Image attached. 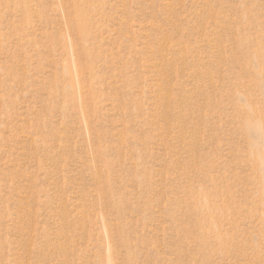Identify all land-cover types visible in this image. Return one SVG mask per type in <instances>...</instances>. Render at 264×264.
Instances as JSON below:
<instances>
[{
	"label": "rangeland",
	"instance_id": "374dc122",
	"mask_svg": "<svg viewBox=\"0 0 264 264\" xmlns=\"http://www.w3.org/2000/svg\"><path fill=\"white\" fill-rule=\"evenodd\" d=\"M0 264H264V0H0Z\"/></svg>",
	"mask_w": 264,
	"mask_h": 264
}]
</instances>
